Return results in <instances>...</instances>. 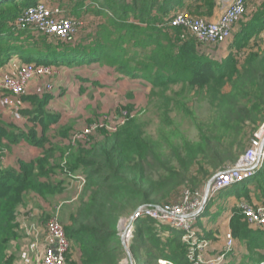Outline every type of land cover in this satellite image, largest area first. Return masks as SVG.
<instances>
[{
	"label": "trees",
	"instance_id": "obj_1",
	"mask_svg": "<svg viewBox=\"0 0 264 264\" xmlns=\"http://www.w3.org/2000/svg\"><path fill=\"white\" fill-rule=\"evenodd\" d=\"M40 1L0 0V66L12 55H18L26 64L42 66L98 63L113 68L123 77L148 83V102L159 99L157 112L166 120L167 109L170 106L174 109L179 99L204 100L215 108L207 125L195 121L199 141L190 145L184 155H175L179 167L163 166L164 172L156 179L146 171L150 154L160 166L164 159L167 161L166 156L154 141L153 144L143 138L142 126L136 118L129 117L111 136L102 134L88 149L78 147L71 153L65 169L68 173L84 174L85 187L72 206L63 205L60 209L63 215L59 220L65 225L62 226L70 244L65 263L121 264L119 218L131 214L140 205L163 206L177 200L174 196L165 200V195L185 180L188 165L200 155L210 154V158L219 159V146L227 134L215 133L216 128L238 129L245 122L254 125L263 115L264 51L249 48L264 30V1L246 22H238L239 30L230 45L234 52L219 61L199 54L195 39L182 35L179 28L165 27L169 16L176 11L197 18H202L200 10L210 15L217 7L216 0H66L71 5L66 13L84 21L80 32L66 39L14 27L18 16ZM50 1L55 4L63 0ZM57 5L63 9L61 4ZM85 15L90 16L92 26L83 35L88 25L82 19ZM227 85L230 91L224 93ZM22 98L34 106L23 111V115L41 127L40 135L33 129L14 135L0 127V148L2 139L9 144L19 139L41 149L42 155L29 162L19 161L18 169L0 168V264H11L6 252L11 242L20 237L16 215L28 196L34 194L49 202L63 192V180L52 178L57 177V169H63L54 158V153L61 152L52 146L44 149L45 135L57 123L58 116L44 110L46 98ZM131 108L127 111L132 114ZM63 137L67 136L63 134ZM235 138L229 146L231 149L239 137ZM238 146V152L243 154L248 144L239 142ZM238 158L233 154L231 164ZM261 172L264 164L254 177ZM248 227L243 215H234L230 223L233 240L244 244L246 264L264 263V226L257 230ZM182 236L181 231L168 225L149 218L138 219L130 244L135 264H189ZM73 249L77 254L75 259Z\"/></svg>",
	"mask_w": 264,
	"mask_h": 264
},
{
	"label": "rangeland",
	"instance_id": "obj_2",
	"mask_svg": "<svg viewBox=\"0 0 264 264\" xmlns=\"http://www.w3.org/2000/svg\"><path fill=\"white\" fill-rule=\"evenodd\" d=\"M264 0H249L248 4L251 5L249 7V12L243 17V19L247 20L249 17H252L256 12L257 8ZM49 5H57L61 4L63 6V10L65 12H69L67 7L69 8L71 5L66 0L61 2H56L53 4L50 0H42ZM217 2V8L219 7V1ZM58 6V5H57ZM82 19H85L88 22V25L83 30H86L85 34L89 33L91 30L92 22L90 16L85 15ZM242 19V20H243ZM241 20V21H242ZM239 30V26L237 28ZM30 30H28L29 32ZM32 32V31H30ZM78 33L80 31H77ZM182 33V31H181ZM235 34H232V39L228 42V50L229 52H234L230 48L231 42L233 40ZM81 36V33H80ZM250 51H264V30L261 34L250 43ZM248 52V51H247ZM7 64H12L11 69L20 68L25 63L21 64L22 61L18 55H12ZM5 63V64H6ZM6 64V65H7ZM21 64V65H20ZM5 65V66H6ZM17 68V69H18ZM53 69V68H52ZM54 70V69H53ZM86 70L90 71L89 68ZM53 75V74H52ZM3 77V76H2ZM51 84H53V76L50 78ZM67 91L72 88L70 84H67ZM101 89L100 86H98ZM114 88V86H113ZM60 89V88H58ZM84 91V90H83ZM82 91V92H83ZM95 91V90H94ZM230 91V86H226L223 89L224 93ZM99 93V92H98ZM72 94V91H71ZM106 101L111 100L114 103L115 98L111 95H106ZM121 97H125V95H120ZM100 100L103 97H99ZM113 98V99H112ZM126 98V97H125ZM135 105L138 107H133L130 105H126L125 102H122V105H118L110 110V112L98 113L97 115L91 118H79V119H66L60 120L57 125L50 127L45 135V144L44 149H49L52 146L55 150L61 152L54 153V158L57 164H60L62 170H56V176H53V180H63V196H59L49 202H44L34 194H30L28 199L24 202V204L19 208L21 213L16 215V222L19 228V239L16 241H12L10 247L7 250V258L10 259L11 264H38L39 260H41V252L46 246V230L45 224L51 215L60 207L59 204H63L64 206H72L77 198L81 196L85 187V177L84 174L81 172L68 173L66 171L65 166L67 164V160L71 156V153L74 149L78 147H83L88 149L94 141H99L102 134H106L111 136L123 127L129 119L138 120V122L142 126V134L143 138L150 142H155L157 147L160 148L162 153L166 156V160H163V164L160 166V162L158 160H153L152 155L150 154V159L148 160V164L146 166L147 175L151 178H158L160 174L164 172L163 166H171L175 165L179 167V164L175 160V155L179 153L180 155H184L187 153L186 149L199 141V132L196 128V120L200 121V124L207 125L211 117H213L215 113V108H213L207 101L204 100H191L188 101L186 98L179 99V103L175 104L174 109L170 106L167 109L166 118L167 120L157 112V107L159 106V99H156L153 103L148 102L147 100H143L140 95L138 96ZM243 100V99H241ZM21 108L19 110L12 109L11 105L9 104H0L1 107H4L11 116H20V118L27 119L29 118L23 115L24 111V99L20 98ZM31 104V103H30ZM42 104V103H41ZM32 108L34 106L30 105ZM47 107V102L45 106H43L44 110ZM80 107V102L77 103V109ZM94 108H101V103H94L91 105H87V112ZM128 107H132L131 110L133 111L132 117L126 120V122L122 125H119V122L115 120V117H118L123 111H127ZM140 107V108H139ZM31 110V109H30ZM256 124L251 125L249 122L243 123V125L239 126L238 129H218L216 127L215 133L217 134H227L223 136L222 144L219 146L220 155L219 159H213L212 155L198 156L194 162L188 165V174L185 180L175 187L172 190H168V194L165 195V200H168L169 196L174 198H178L181 191L184 189H194L196 186L199 185L200 182L207 183L217 172L225 170L226 168L230 167L231 160L230 157L234 154L236 157H240L242 152H238V144L242 142L244 146L248 144L252 138L254 131L264 123V113L261 117H258ZM15 121L19 122L17 118L14 119ZM37 124L32 125V127H26L28 129H33L37 132ZM23 126L22 128H24ZM40 127V126H39ZM25 128V130H26ZM41 128V127H40ZM85 130H89L87 135H83ZM60 131V132H59ZM26 132V131H25ZM59 132V133H58ZM65 134L67 137H63ZM240 134V135H238ZM235 137H239L234 145L233 149L229 147L230 145L234 144ZM59 138L63 140L60 144L52 143L53 139ZM239 141V142H238ZM153 145V146H154ZM248 148V147H247ZM247 150V149H246ZM229 152L230 155L226 156L225 153ZM42 153V151H41ZM244 154V153H243ZM242 154V155H243ZM181 155V156H182ZM2 161V160H1ZM18 165V163H17ZM2 167V166H1ZM178 169V168H177ZM261 172L257 178L256 185H260L259 178H261ZM264 177V174H263ZM59 178V179H58ZM84 179V181H83ZM262 182L264 181L263 178ZM204 184V185H205ZM203 185V186H204ZM253 185V183L251 184ZM232 187V186H231ZM264 187V184H262ZM230 188V187H229ZM221 191L215 193L214 196H220ZM61 197V198H60ZM62 205V206H63ZM61 208V207H60ZM203 213V212H202ZM63 215V211L59 214V218L61 219ZM128 215H123L122 217H128ZM121 218V217H120ZM201 221V216L198 219ZM197 220V221H198ZM62 223V222H61ZM63 226H65L62 223ZM118 232V229H117ZM119 232H122L121 228H119ZM166 237V236H165ZM120 241L121 237L119 236ZM206 239V238H205ZM208 240V239H207ZM122 246V245H121ZM73 247V246H72ZM123 250V255L121 256V262L126 259V254ZM74 259L76 258L77 254L76 251L73 249Z\"/></svg>",
	"mask_w": 264,
	"mask_h": 264
},
{
	"label": "built area",
	"instance_id": "obj_3",
	"mask_svg": "<svg viewBox=\"0 0 264 264\" xmlns=\"http://www.w3.org/2000/svg\"><path fill=\"white\" fill-rule=\"evenodd\" d=\"M218 1L220 14L214 21L193 17L185 11H176L169 16L165 22V27L179 28L182 35L192 37L200 47H214L224 44L232 37L233 30L238 22L247 14V7L246 0ZM83 26V20L74 19L57 5L48 7L42 1L25 9L14 23L17 30L26 28L35 31L39 35L59 39H66ZM52 74L53 70L50 66L31 63L22 65L15 74L4 76L0 80L3 103L11 105L12 109L16 111L19 110L22 106L20 98L25 94L28 82L42 80L44 89L50 91L53 88L50 82ZM129 117H132V114L123 111L118 117H115V120L119 122V125H123ZM88 133L89 130H85L83 135ZM1 160L0 153V168ZM263 164L264 123L254 131L247 150L233 165L217 172L201 189L182 190L175 201L163 206L147 204L138 206L127 218H119L117 222L118 236L121 237V240L130 250V244L134 238V223L138 219L149 218L157 224L168 225L183 233L181 241L186 246V256L189 264H225L227 255L235 245L231 232L228 231L224 236L225 244L222 252L212 257H206L209 243L198 236L195 223L205 209L207 201L215 193L252 179L260 171ZM59 205L62 207L63 204ZM60 207L45 224L46 246L41 252L42 257L38 264H66L65 257L70 251V244L59 220ZM242 215L249 225L264 226V204L256 207H243ZM119 228L122 232H119ZM123 263L135 264V261L133 257L131 260L126 255ZM260 264L264 263L261 262Z\"/></svg>",
	"mask_w": 264,
	"mask_h": 264
},
{
	"label": "crops",
	"instance_id": "obj_4",
	"mask_svg": "<svg viewBox=\"0 0 264 264\" xmlns=\"http://www.w3.org/2000/svg\"><path fill=\"white\" fill-rule=\"evenodd\" d=\"M248 1L249 0H246L247 13L251 10L249 9L251 5L248 4ZM199 14L204 19L214 21L219 17L220 7H216L210 15L204 14L202 10H200ZM246 21L247 18L240 21V23ZM238 26L239 24L235 26L233 34L237 32ZM231 39L232 37L226 43L214 47H200L197 45L196 50L201 55L219 61L231 52H229L227 45ZM21 61V64H23V60ZM6 64L0 66V80L4 76L15 74L18 70V67L11 69L12 64ZM50 67L54 69H52L54 82L52 84V90L46 91L42 85V80H32L28 82L23 97L38 96L40 100L46 98L47 107H45V111L52 115H57L58 122L64 118H91L98 113L110 112L114 107L122 105L123 101L126 105L136 108L138 106L135 105V99L140 95L143 100H147V96L150 92V85L144 80L123 77L113 68L98 63L89 65H62L59 67L51 65ZM87 68H89L90 71L86 70ZM67 84L72 86L68 91L66 90ZM98 86H100L101 89H99ZM2 95L3 92L0 91V104H4L1 97ZM106 95L113 96L115 98L114 103L111 100L106 101ZM120 95H125L126 98L121 97L120 100ZM99 97L103 98L100 100ZM79 102L80 107L77 109V103ZM94 103H101L102 107L100 109L92 107L89 110L90 112H87V105ZM30 105L29 100H24V111L32 109ZM6 109L0 106V127L6 129L8 133L12 132L14 135H19L20 133L26 134V130L28 129L26 127H32L33 123L27 119H21L18 115L11 116ZM15 118H17L19 122L15 121ZM58 122L53 124L56 128L59 126L57 125ZM53 125H51V127ZM23 126L25 127L22 128ZM35 126L37 127V136H39L41 128L38 125ZM62 141L63 140L56 138L52 140V143L60 144ZM1 144V168L18 169L17 163H19V161L29 162L42 155L41 149L28 145L24 140L18 139L15 143L9 144L5 139H2ZM257 180V177H253L241 184L232 185L230 188L228 187L221 190L220 196L211 197L207 201L206 207L200 215L201 221L198 220L195 223L198 236L202 239L206 238L205 240L208 239L209 246L206 251V257H212L222 252L225 244L224 236L231 229L230 223L234 215H242L243 207H256L264 204V187H262L264 181L262 182V179L259 178L260 185H256ZM252 183L253 185H251ZM204 184L205 182H200L198 187L200 186L203 188ZM18 213H21L20 210H18ZM248 228L257 230V227L254 225H249ZM233 251H235V253L231 254ZM231 252L227 255L225 264H246L247 260H244L246 256L244 244H239L235 241L234 248ZM260 263L259 261L254 264Z\"/></svg>",
	"mask_w": 264,
	"mask_h": 264
},
{
	"label": "water",
	"instance_id": "obj_5",
	"mask_svg": "<svg viewBox=\"0 0 264 264\" xmlns=\"http://www.w3.org/2000/svg\"><path fill=\"white\" fill-rule=\"evenodd\" d=\"M121 245H122V248L124 249V252L126 253V255L132 260V255H131L130 250L127 247V245H125V243L123 241H121Z\"/></svg>",
	"mask_w": 264,
	"mask_h": 264
},
{
	"label": "bare ground",
	"instance_id": "obj_6",
	"mask_svg": "<svg viewBox=\"0 0 264 264\" xmlns=\"http://www.w3.org/2000/svg\"><path fill=\"white\" fill-rule=\"evenodd\" d=\"M61 8V7H60ZM76 33H78V32H76ZM52 39V38H51ZM58 39V38H57ZM66 41H68V40H66ZM46 234V233H45Z\"/></svg>",
	"mask_w": 264,
	"mask_h": 264
}]
</instances>
